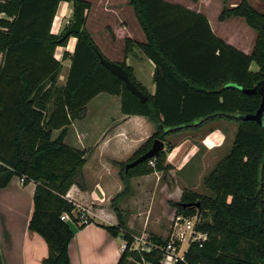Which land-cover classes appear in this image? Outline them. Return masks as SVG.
I'll return each mask as SVG.
<instances>
[{"label": "trees", "instance_id": "1", "mask_svg": "<svg viewBox=\"0 0 264 264\" xmlns=\"http://www.w3.org/2000/svg\"><path fill=\"white\" fill-rule=\"evenodd\" d=\"M61 1L6 0L0 4L8 15L0 19V25L7 28L0 31V188L14 175L23 178L24 184L35 183L28 228L47 243L48 255L42 264H71L69 245L74 232L70 222L61 219L63 213H69L78 227L94 221L88 217L87 223H80L82 212L67 196L73 184L86 186L83 167L88 151L68 145L65 138L72 123L83 117L87 104L100 93L120 96L123 114L145 116L156 127L129 159L117 162L125 188L134 176L171 170L163 150L126 169L156 138L164 140L167 134L199 120L225 117L238 123L228 154L204 177L213 195L184 189L180 201L172 205L177 212L201 215L198 228L209 235L202 247L190 246L185 257L189 263L264 264V125L243 117L256 113L261 104L260 94L245 90L264 78V12L249 0H241L234 7H224L219 15L221 21L243 17L257 31L254 48L246 53L215 34L202 12L167 0H129L146 41L126 38L125 53L138 47L155 64L152 94L136 82L125 61L120 63L148 96L141 101L100 62L102 52L84 24L80 33L73 34L77 40L66 83L58 85L62 63L55 50L69 38H62L67 27L61 34L51 30ZM66 1L80 7L85 23L90 3ZM253 62L257 70L251 68ZM55 130L59 133L53 138ZM115 199L112 205L119 223L97 224L131 243L135 234ZM150 237L159 245L167 242ZM243 244H248L246 251ZM162 256L158 248L143 253L127 249L116 264L143 259L161 264Z\"/></svg>", "mask_w": 264, "mask_h": 264}, {"label": "crops", "instance_id": "2", "mask_svg": "<svg viewBox=\"0 0 264 264\" xmlns=\"http://www.w3.org/2000/svg\"><path fill=\"white\" fill-rule=\"evenodd\" d=\"M86 1L90 3V8L83 24L90 32L101 52L104 53L94 35L96 30L94 26L95 20L98 19L101 25L102 20L100 18L103 19L104 31L110 32L112 41L121 39L125 42L126 38L139 42L146 41V35L136 16V21L134 19L135 13L134 15L132 13L134 9L130 5L129 0ZM167 1L180 3L192 10L204 13L210 22L212 30L217 34L204 8L206 0H189L187 3L180 2V0ZM73 9L75 10V7L71 1L62 0L59 3L52 24L51 30L53 33H60L62 19L70 15ZM58 13L61 14V17H58ZM108 21H111L112 24ZM118 34L122 35V37H118ZM76 40V37L72 35V37L68 38L66 45L56 47L55 56L62 63V70L58 78L59 86H63L66 83ZM224 40L246 53H251L254 48L253 45L250 50L252 45L250 39L247 43L245 41H234L231 38ZM65 51L68 53L66 58H63ZM116 56L118 59H122L118 61L119 63L125 61L131 67L133 74L136 72L138 64L144 62L150 69L153 78L155 64L140 48L135 47L133 51L126 54L124 47L123 50L122 48L119 50ZM138 73H142L141 69L138 70ZM136 75V78L142 82L139 78L140 75L137 73ZM146 89L153 94L156 89L154 81L147 85ZM103 94L105 95L103 98V112L107 113V115L104 114L106 115L104 118L110 117L113 125L108 130L101 129L100 125L95 126L93 135L97 146L93 149L83 167L86 186L83 189L77 184H73L67 193V196L77 205L87 209L88 217L94 219L93 222L87 223L83 227H78L75 223H69L74 232L69 245L71 264H116L119 261L122 253V237L112 235L97 223L107 225L119 223L112 205V200L116 197L115 194L121 192L123 184L119 172H115L118 167L117 162L129 159L143 143L149 129L155 127V124L145 116L123 114L120 96L108 93H100L95 96L87 104L83 117L75 120L71 126H74L77 121L80 123L84 122L88 114L89 105ZM237 129L238 123L234 119L216 117L196 121L195 125L166 135L165 138L173 146L166 153V161L172 167L170 172L175 177L174 188L170 191L175 195L171 198L178 200L183 193L176 173L188 175V171H190L195 173L196 177L202 178V181L203 177L208 173L207 171H210L227 154L228 148L230 149L231 143L234 141ZM88 136H90L89 131L78 134L79 141H81L83 146L80 148H87L84 138ZM173 136H175L174 140ZM147 176L149 175L143 177ZM193 179L189 177L183 185L185 186L186 184L185 187H195L196 185L188 184ZM35 186L34 182H30L27 185L21 183L20 177L14 175L5 187L0 188V251L3 264H42L43 259L48 255V246L44 238L37 233H31L28 228L33 210ZM126 223L131 230L130 223L128 221ZM134 264L137 263L134 262Z\"/></svg>", "mask_w": 264, "mask_h": 264}, {"label": "rangeland", "instance_id": "3", "mask_svg": "<svg viewBox=\"0 0 264 264\" xmlns=\"http://www.w3.org/2000/svg\"><path fill=\"white\" fill-rule=\"evenodd\" d=\"M241 0H206L204 4V8L208 16L210 17L213 26L217 31V35L220 37L231 38L234 41L238 40L240 42L245 41V43L249 42L252 44L250 46V50L252 49L253 45H255L256 38H257V31L250 27L243 17H231L225 21L219 20V14L223 10L224 7H234L236 6ZM250 3L260 12H264V0H249ZM180 2H189V0H180ZM134 15V12L132 10ZM58 17H61V14L58 13ZM126 19V18H125ZM134 19L136 21L135 15ZM61 20V19H60ZM102 24L98 19L95 20V38L99 41L102 50L104 51V55L107 59L113 62H117L122 59L117 58V53L119 50L125 47V42L121 39L117 41H112L110 32L104 31L105 27L103 26V19ZM130 21V19H128ZM74 22V9L70 15L64 17L61 21V30L60 34L64 30V28H68ZM112 24L111 21H108ZM108 33V34H107ZM72 37V36H70ZM118 37H122V35L118 34ZM249 50V49H248ZM141 67V68H140ZM253 70H257L258 66L256 62H253L251 65ZM142 71V73H138V70ZM136 73L139 78L142 80L139 81L136 77ZM135 80L138 84L142 85L143 87L147 88L151 82H153V78L151 76V71L148 68L147 64L141 63L138 64L136 68V72L133 74ZM63 79V77H62ZM62 82V80H61ZM105 95H101L97 97L88 107V114L84 122L80 123L79 121L76 122L74 126L69 127V132L65 138V142L68 145L79 146L77 148L83 147L81 141H79L78 134L85 133L89 131L90 136L82 139L84 143L86 141V147L88 154L87 159L91 155L93 149L96 148L95 144V126L100 125L101 129L108 130L113 125L111 123V118H104L107 113L103 112L104 101L103 98ZM105 110V109H104ZM106 114V115H104ZM156 132V127H152L149 129L148 133L146 134V138L141 145H143L152 135ZM59 131H53L52 137L55 138L58 135ZM173 140L175 136L172 137ZM165 147L163 151L166 153L171 150L173 147L171 142L167 141V138H164ZM167 141V143H166ZM233 144V143H231ZM140 145V146H141ZM139 146V147H140ZM232 146V145H231ZM231 148V147H230ZM139 149V148H138ZM229 148L227 154L229 152ZM133 155V154H132ZM131 155V156H132ZM130 156V157H131ZM167 163V161H166ZM214 168V167H213ZM212 168V169H213ZM211 169V170H212ZM210 170V171H211ZM120 171V166L116 168V173ZM171 170L162 172L156 171L149 176H134L129 179V185L125 188L122 184L121 192L116 193L115 205L118 207L119 211L122 214L124 221H128L130 223L131 231L136 234L137 236L140 235H155L161 237L162 239H167L170 225L172 221V216L177 212V209L172 202L180 201L181 197L178 200H174L175 194L171 193V189L173 190L175 185V177L172 176ZM210 171H207L208 173ZM187 173V172H186ZM206 173V175L208 174ZM178 178V183L181 189H191L193 191H197L199 193H205L207 195H213L212 191L206 187L204 183V176L202 178L196 177L195 173L188 171V175H183V173H176ZM190 179H193L192 182H189V185H196L195 187H185L183 183ZM185 179V180H184ZM33 181H29L26 183H30ZM194 188V189H193ZM122 193V194H121ZM78 210V208H77ZM201 217V215H200ZM248 248V244H243V251H246ZM244 254V252H243Z\"/></svg>", "mask_w": 264, "mask_h": 264}, {"label": "built area", "instance_id": "4", "mask_svg": "<svg viewBox=\"0 0 264 264\" xmlns=\"http://www.w3.org/2000/svg\"><path fill=\"white\" fill-rule=\"evenodd\" d=\"M6 0H0V4L5 3ZM8 15L5 11L0 10V19H6ZM11 19V18H9ZM7 28L0 25V31H4ZM151 165H154V160L150 161ZM21 183L24 182L23 178H20ZM78 210H81L80 223L88 222V211L86 208L77 205ZM61 219L74 223L69 213H63ZM201 223V217L198 214L186 215L184 213H175L172 216L170 230L167 238V242L164 245L155 243L150 235L136 234L133 236L131 243H128L122 238L121 251H129L143 253L150 252L153 249H160L163 252L161 264H176L179 261H183L185 264H202V263H189L186 260V253L188 252L192 244H197L202 247L208 240L209 235L207 232L198 228ZM138 264H150V262L143 259V261L137 262Z\"/></svg>", "mask_w": 264, "mask_h": 264}, {"label": "water", "instance_id": "5", "mask_svg": "<svg viewBox=\"0 0 264 264\" xmlns=\"http://www.w3.org/2000/svg\"><path fill=\"white\" fill-rule=\"evenodd\" d=\"M83 23H84V18L82 16V12L79 6L75 7V16H74V22L64 31L62 38H67L72 36L73 34H78L81 32L82 27H83ZM100 57V62L110 71L112 72L114 75H116L118 78H120L121 80H123L127 86V88L134 93L135 95H137L141 101H146L148 96L143 93L135 84L134 82L131 80V78L129 77V74L127 72V70L120 64L117 62H113L110 61L109 59H107L104 55L99 54ZM247 93H256V94H260L261 95V104L260 107L258 108V110L256 111V113L254 114H247L244 115V118L247 119H252L257 121L260 125H264V78L261 79L260 81H258L256 83V85L253 88L250 89H246L245 90ZM165 147V142L159 138H156L153 143L152 146L150 147V149L144 153L143 155H141L140 157L136 158L135 160L127 163L126 165V169L133 167L135 165H137L138 163L145 161L149 158L152 157H157L161 150H163ZM185 205H189V204H185Z\"/></svg>", "mask_w": 264, "mask_h": 264}]
</instances>
